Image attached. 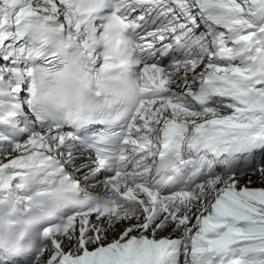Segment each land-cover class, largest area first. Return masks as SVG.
<instances>
[{
    "label": "snow or ice",
    "instance_id": "6c2138e0",
    "mask_svg": "<svg viewBox=\"0 0 264 264\" xmlns=\"http://www.w3.org/2000/svg\"><path fill=\"white\" fill-rule=\"evenodd\" d=\"M257 174L264 0H0V264H264Z\"/></svg>",
    "mask_w": 264,
    "mask_h": 264
},
{
    "label": "bare ground",
    "instance_id": "6f19581e",
    "mask_svg": "<svg viewBox=\"0 0 264 264\" xmlns=\"http://www.w3.org/2000/svg\"><path fill=\"white\" fill-rule=\"evenodd\" d=\"M247 180V177H245L243 180H241L242 184ZM252 184H256L254 186V188H259V187H264V184L260 183V178L259 175L257 176V178L253 179V183Z\"/></svg>",
    "mask_w": 264,
    "mask_h": 264
},
{
    "label": "rangeland",
    "instance_id": "374dc122",
    "mask_svg": "<svg viewBox=\"0 0 264 264\" xmlns=\"http://www.w3.org/2000/svg\"><path fill=\"white\" fill-rule=\"evenodd\" d=\"M258 175H259V174H257L256 176H253L252 179L257 178ZM242 180H243V179H242ZM241 184H242V182H241ZM255 185H256V184H251V187L254 188Z\"/></svg>",
    "mask_w": 264,
    "mask_h": 264
}]
</instances>
